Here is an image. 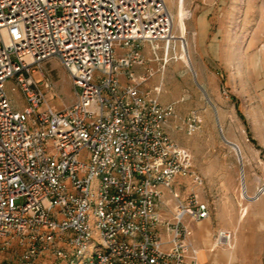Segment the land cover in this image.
<instances>
[{
    "label": "built area",
    "instance_id": "2783aa9c",
    "mask_svg": "<svg viewBox=\"0 0 264 264\" xmlns=\"http://www.w3.org/2000/svg\"><path fill=\"white\" fill-rule=\"evenodd\" d=\"M173 24L164 0H0V264H198L185 219H208L210 206L174 185L204 181L167 133L174 106L159 103V87L139 90L153 73L133 71L147 46L155 60L162 46L167 64ZM50 59L75 92L62 111L33 78ZM232 245L219 230L214 247Z\"/></svg>",
    "mask_w": 264,
    "mask_h": 264
},
{
    "label": "rangeland",
    "instance_id": "374dc122",
    "mask_svg": "<svg viewBox=\"0 0 264 264\" xmlns=\"http://www.w3.org/2000/svg\"><path fill=\"white\" fill-rule=\"evenodd\" d=\"M164 1L174 18L175 50L166 65L162 46L158 60L148 46L143 55L153 75L160 77L159 103L175 108L167 133L191 152L194 170L204 181L197 188L189 179H178L174 188L182 200L194 192L208 201L215 229L231 232L232 250L220 247L214 252L228 257L220 258L221 264H264V196L255 199L246 186L253 182L257 191L264 180V0ZM33 78L55 111L75 103L71 79L58 60H48ZM12 85L5 86L8 97L19 108L25 107ZM193 114L200 126L189 133L186 119ZM222 136L239 145L242 159L237 145L236 150L231 148ZM231 165L236 166L239 195L234 220L229 218L232 212L216 211L207 187V181ZM163 197L169 202L160 210L164 220L172 221L176 200L165 190ZM160 235L165 239L163 231Z\"/></svg>",
    "mask_w": 264,
    "mask_h": 264
},
{
    "label": "crops",
    "instance_id": "0c3cea01",
    "mask_svg": "<svg viewBox=\"0 0 264 264\" xmlns=\"http://www.w3.org/2000/svg\"><path fill=\"white\" fill-rule=\"evenodd\" d=\"M145 60H147V58H145ZM147 61L149 63V60ZM148 63L145 68L136 67L133 69L134 74L137 77L138 81L144 78L145 70H150V71L153 70L152 65ZM159 80L160 77L158 75H154V77H152L151 79L143 82L140 85L139 90L143 93H150L153 95L155 91L154 89L156 87H159L157 86ZM237 147L240 150L239 155L240 158L242 159L243 157L242 149H240L239 145H237ZM225 168L226 169L220 171V173L216 176V178H214L213 180L212 179L209 180V182L207 181V185H208L207 187L209 189V195L212 196L213 200H215L213 201V203L217 207L216 211H218L219 213V212H227L228 210L229 212L233 213L231 216H229V218L234 220L238 218L236 207L239 204V195L237 194V188H238L237 171L235 165L233 166L231 165ZM242 179H243V174H242ZM242 186H245L244 180L242 182ZM246 186L248 193L251 196H256L255 183L249 182V184H246ZM199 198L201 202L208 203V201H206L204 198L200 196ZM222 205H229L230 208L221 207ZM185 224L187 227H190L191 229V236L186 240V242L188 245H190L191 249L195 251L196 257L198 258V264H221L222 262L220 261V258L222 257L228 258L225 255L224 256L222 255L221 257L219 255L220 253H216V254L214 253L216 250V248L214 247L215 238L218 231L217 229H215V226L213 225L211 218V211H210V217L208 219L202 222H193L188 217L185 219Z\"/></svg>",
    "mask_w": 264,
    "mask_h": 264
},
{
    "label": "bare ground",
    "instance_id": "6f19581e",
    "mask_svg": "<svg viewBox=\"0 0 264 264\" xmlns=\"http://www.w3.org/2000/svg\"><path fill=\"white\" fill-rule=\"evenodd\" d=\"M255 195H256V196H254L255 199H258V198H261L264 196V184H262V188H259V190L256 191ZM230 250H232V249H230Z\"/></svg>",
    "mask_w": 264,
    "mask_h": 264
},
{
    "label": "water",
    "instance_id": "95a60500",
    "mask_svg": "<svg viewBox=\"0 0 264 264\" xmlns=\"http://www.w3.org/2000/svg\"><path fill=\"white\" fill-rule=\"evenodd\" d=\"M222 137H223V140L225 141V143H226L228 146H230L231 148H235V149H237V147H236L235 144L226 141L225 138H224V136H222Z\"/></svg>",
    "mask_w": 264,
    "mask_h": 264
}]
</instances>
